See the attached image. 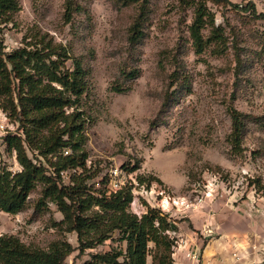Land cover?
<instances>
[{"label":"rangeland","instance_id":"1","mask_svg":"<svg viewBox=\"0 0 264 264\" xmlns=\"http://www.w3.org/2000/svg\"><path fill=\"white\" fill-rule=\"evenodd\" d=\"M66 1L20 0L13 22L0 25V45L11 52L40 31L91 70L84 99L87 169L97 174L91 182L110 190L133 184L134 214L150 207L180 221L175 253L181 225L196 233L199 251L208 245L215 251L210 264H264V21L209 2L222 39L198 55L188 30L193 5L149 0L143 34L133 40L139 5L77 0L79 9L67 22ZM230 1L253 3L264 13V0ZM231 108L246 115L240 153L230 141ZM10 134L24 137L0 101V170L16 174L22 167L7 150ZM74 172L63 174L65 184ZM41 199L38 186L20 213L0 211V237L13 235L45 250L66 240L76 249L67 264H85L120 245L115 236L82 254L77 234L59 225L58 207L46 201L38 208Z\"/></svg>","mask_w":264,"mask_h":264},{"label":"trees","instance_id":"2","mask_svg":"<svg viewBox=\"0 0 264 264\" xmlns=\"http://www.w3.org/2000/svg\"><path fill=\"white\" fill-rule=\"evenodd\" d=\"M124 1L128 5H139L132 27L135 40L143 34V21L150 2ZM76 2L66 1L67 22L79 9ZM209 2L249 12L254 19L264 21V13H258L253 3L244 6L230 0H180L182 6H194L193 22L188 30L198 55L222 39L207 5ZM20 10V0H0V25L13 22ZM210 27L212 31L207 35ZM90 76L91 70L81 59L40 31L27 34L22 45L11 52L0 45V101L18 121L24 134V137L9 135L5 138L7 150L16 152L22 170L16 174L0 170V211L12 215L20 213L31 193L41 186L38 208L46 201L58 207L64 217L59 225L63 231L77 234L82 254L117 236L120 245L92 255L85 264H148L150 256L153 264H175L177 240L173 234L178 232L180 221L150 207L141 215L134 214L131 211L135 200L133 184L110 190L96 188V183L91 182L97 174H88L91 169H87L89 157L85 146L89 118L84 110V99L91 89ZM229 112L231 145L234 152L240 153L246 115L234 108ZM28 151L33 157H29ZM69 171L75 172L70 176V183L65 184L63 174ZM138 180L140 186L145 184L142 177ZM150 187L149 182L146 188ZM75 250L66 240L55 242L45 250L27 246L13 235H3L0 237V264H67V258Z\"/></svg>","mask_w":264,"mask_h":264},{"label":"crops","instance_id":"3","mask_svg":"<svg viewBox=\"0 0 264 264\" xmlns=\"http://www.w3.org/2000/svg\"><path fill=\"white\" fill-rule=\"evenodd\" d=\"M179 235L182 238V243L179 244L180 248L177 250L175 253V260L176 264H197V263H192L186 258V252L188 250L196 251L200 253V263L198 264H210V258L215 256V251L212 250V247L208 245V247L204 248L201 253L199 251V246H197L196 243V233L192 230H190V227L181 226L179 225ZM218 256V253H216Z\"/></svg>","mask_w":264,"mask_h":264},{"label":"built area","instance_id":"4","mask_svg":"<svg viewBox=\"0 0 264 264\" xmlns=\"http://www.w3.org/2000/svg\"><path fill=\"white\" fill-rule=\"evenodd\" d=\"M2 128H4L3 125H2ZM12 136H14V135H12ZM14 153H16V152H14ZM186 258L189 261H191L192 263H197L198 264L201 261L200 260V253L199 252H196V251H192V250H188L186 252Z\"/></svg>","mask_w":264,"mask_h":264}]
</instances>
